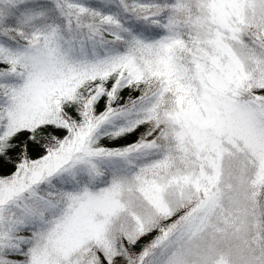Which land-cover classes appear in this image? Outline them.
Segmentation results:
<instances>
[{
    "label": "snow or ice",
    "instance_id": "snow-or-ice-1",
    "mask_svg": "<svg viewBox=\"0 0 264 264\" xmlns=\"http://www.w3.org/2000/svg\"><path fill=\"white\" fill-rule=\"evenodd\" d=\"M0 264H264V0H0Z\"/></svg>",
    "mask_w": 264,
    "mask_h": 264
}]
</instances>
